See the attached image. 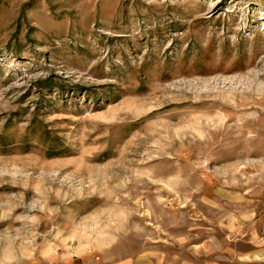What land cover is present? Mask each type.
I'll return each mask as SVG.
<instances>
[{
  "label": "rangeland",
  "instance_id": "obj_1",
  "mask_svg": "<svg viewBox=\"0 0 264 264\" xmlns=\"http://www.w3.org/2000/svg\"><path fill=\"white\" fill-rule=\"evenodd\" d=\"M0 264H264V0H0Z\"/></svg>",
  "mask_w": 264,
  "mask_h": 264
}]
</instances>
